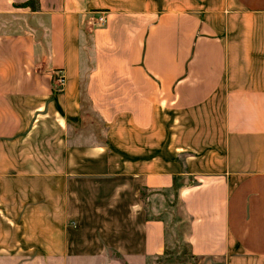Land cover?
<instances>
[{"label": "crops", "instance_id": "0c3cea01", "mask_svg": "<svg viewBox=\"0 0 264 264\" xmlns=\"http://www.w3.org/2000/svg\"><path fill=\"white\" fill-rule=\"evenodd\" d=\"M24 1L0 0V264H264V0Z\"/></svg>", "mask_w": 264, "mask_h": 264}, {"label": "rangeland", "instance_id": "374dc122", "mask_svg": "<svg viewBox=\"0 0 264 264\" xmlns=\"http://www.w3.org/2000/svg\"><path fill=\"white\" fill-rule=\"evenodd\" d=\"M97 18L98 17H95L92 19L91 22H88L86 27L92 28V27L103 25L104 23H99ZM169 117L170 118H168V120H169V123H171L172 117H173L172 111H170ZM90 118L95 120L93 123V126L95 128V132H97L96 135H99V133H101V129H103L102 121L98 119V117L94 114H91ZM178 122L179 121L175 122L176 125H168L169 135H171V133H176L178 130L182 131L184 128H186L185 124L188 123L186 119H183L182 123H178ZM197 128H198L197 131H201L200 126H198ZM90 130L94 131L92 128H90ZM165 150L166 148L164 146L163 147L159 146L158 148H154L153 152L154 153L160 152V151L164 152ZM170 199H174V197ZM177 206L180 207V204L177 203V201H172L169 203V212L173 213V217L176 216ZM165 210L166 208H163L161 210V207H160V209L156 213H158L157 215H161L162 213L165 214L166 212ZM177 244L179 245L178 247H175V249L173 250L166 249V251L162 255L150 258L149 264H217L221 262V257L219 256H194L188 252L187 247L186 245H184V243L178 242ZM109 255L116 258L117 260H120L121 264H126L125 261L122 259V257L118 253L114 251H110Z\"/></svg>", "mask_w": 264, "mask_h": 264}, {"label": "built area", "instance_id": "2783aa9c", "mask_svg": "<svg viewBox=\"0 0 264 264\" xmlns=\"http://www.w3.org/2000/svg\"><path fill=\"white\" fill-rule=\"evenodd\" d=\"M98 22L99 23H104L105 22V20H106V15L104 14V13H101L99 16H98ZM57 80H58V82H59V84L60 85H63V82H64V77H63V75H59L58 77H57Z\"/></svg>", "mask_w": 264, "mask_h": 264}, {"label": "trees", "instance_id": "16d2710c", "mask_svg": "<svg viewBox=\"0 0 264 264\" xmlns=\"http://www.w3.org/2000/svg\"><path fill=\"white\" fill-rule=\"evenodd\" d=\"M23 4L24 5H27V4L29 5L30 4L31 7H34L33 0H26V1L23 2Z\"/></svg>", "mask_w": 264, "mask_h": 264}]
</instances>
